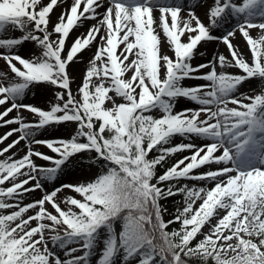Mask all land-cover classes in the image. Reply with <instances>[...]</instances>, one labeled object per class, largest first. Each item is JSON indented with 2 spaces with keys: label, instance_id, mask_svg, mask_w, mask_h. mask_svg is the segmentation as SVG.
I'll list each match as a JSON object with an SVG mask.
<instances>
[{
  "label": "snow or ice",
  "instance_id": "obj_1",
  "mask_svg": "<svg viewBox=\"0 0 264 264\" xmlns=\"http://www.w3.org/2000/svg\"><path fill=\"white\" fill-rule=\"evenodd\" d=\"M0 62V264H264V0H0Z\"/></svg>",
  "mask_w": 264,
  "mask_h": 264
},
{
  "label": "rangeland",
  "instance_id": "obj_2",
  "mask_svg": "<svg viewBox=\"0 0 264 264\" xmlns=\"http://www.w3.org/2000/svg\"><path fill=\"white\" fill-rule=\"evenodd\" d=\"M57 9V8H56ZM55 9V10H56ZM86 58H88L87 57V54H86ZM210 58V57H209ZM203 57H199V56H197V57H194L193 58V63L194 62H197V60H199L200 62H203ZM3 63L2 62H0V68H3ZM191 82V81H190ZM196 82V81H195ZM198 82V81H197ZM257 81H255V80H253V79H250L248 82H246L245 83V86H244V88H242L241 89V91L242 90H245V91H247L249 88H256V86H257ZM34 92L36 91V90H33ZM27 102H30V103H35V104H38V105H41V106H46L47 105V100H46V98L45 97H43L39 92H37L36 93V95H32V94H29V96L27 97ZM14 126V125H13ZM8 127H10L9 125H2V128L6 131L7 130V128ZM4 131V132H5ZM4 134V133H3ZM18 133H13L12 134V137H9L8 139H9V141H10V139L11 138H14L16 135H17ZM9 151H11V150H9ZM70 177V178H69ZM77 177H75V176H68V177H65L64 179L66 180V181H72V180H75ZM168 207H172V201H171V199H169V202H168V205H167Z\"/></svg>",
  "mask_w": 264,
  "mask_h": 264
},
{
  "label": "bare ground",
  "instance_id": "obj_3",
  "mask_svg": "<svg viewBox=\"0 0 264 264\" xmlns=\"http://www.w3.org/2000/svg\"><path fill=\"white\" fill-rule=\"evenodd\" d=\"M58 3H60V0H58ZM197 10H198V11H202V9H197ZM55 11H56L57 13H59L60 9L57 8ZM165 39H166V38H163V37H162V40H161V44H162V46H163V50H164V51H168L169 54L171 55L172 52H171V50L168 48V46H167V44H166V42H165ZM234 43L238 44V45L240 46V49H241V50H243L244 47H245V42L242 41V40H240L239 38H238L237 40H235ZM217 45H219V50H220V51H224V45H223L222 42L213 41V42H210L209 44L206 45L208 52H209V53H212V52L216 51V50H217ZM202 50H203V49H202ZM86 59H87V58H86ZM194 63H195V62H194ZM81 67L83 68V64H81ZM228 70H229V71H238V69H236V68H228ZM196 82H197V81H196ZM196 82H195V81H191V82H189V83H196ZM242 91H245V90H242ZM4 131H5V130L2 128V125H0V135H3ZM2 143H3V142H0V144H2ZM69 178H70V177H69Z\"/></svg>",
  "mask_w": 264,
  "mask_h": 264
}]
</instances>
